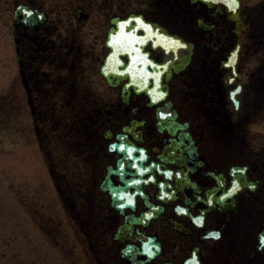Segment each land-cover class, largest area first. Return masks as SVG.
Returning a JSON list of instances; mask_svg holds the SVG:
<instances>
[{
  "label": "flooded vegetation",
  "instance_id": "1",
  "mask_svg": "<svg viewBox=\"0 0 264 264\" xmlns=\"http://www.w3.org/2000/svg\"><path fill=\"white\" fill-rule=\"evenodd\" d=\"M169 1L0 0L20 84L2 139L26 110L32 144L60 141L53 188L92 264H264V153L243 140L264 116V0ZM51 106L75 114L44 131Z\"/></svg>",
  "mask_w": 264,
  "mask_h": 264
},
{
  "label": "rangeland",
  "instance_id": "2",
  "mask_svg": "<svg viewBox=\"0 0 264 264\" xmlns=\"http://www.w3.org/2000/svg\"><path fill=\"white\" fill-rule=\"evenodd\" d=\"M130 1L135 7L140 5V1L144 2ZM245 1L253 5L258 0ZM12 23L13 15L8 11L5 56L8 74H0V97L8 94L9 98H16L20 84L18 74H15L18 67ZM1 34L0 30V37ZM2 60L0 46V69ZM53 102L50 100V103ZM46 112L48 117L42 124L44 131L48 130L53 120H71L72 114H75V111H71L66 116L65 109L59 110L55 106ZM254 113L251 122L245 126L247 130L243 140L252 152L263 154L264 116L257 114V111ZM30 123V116L24 110L22 117L13 118L12 121L9 119L6 139H2L0 132V188L5 184L9 190L6 203L0 196V264H92L89 250L98 249L99 246L94 240L93 244H89L84 231L77 227L78 221L71 222L67 218V212L53 188L51 170L53 174H60L64 166L61 164V153L54 149V145L58 147L60 141L51 137L45 143L40 142L38 149L36 142L33 145L31 141L33 132ZM47 150L53 151L54 155ZM11 191L16 192L22 201L17 204L10 195ZM36 191L38 194L33 197Z\"/></svg>",
  "mask_w": 264,
  "mask_h": 264
},
{
  "label": "water",
  "instance_id": "3",
  "mask_svg": "<svg viewBox=\"0 0 264 264\" xmlns=\"http://www.w3.org/2000/svg\"><path fill=\"white\" fill-rule=\"evenodd\" d=\"M20 11H22L23 12V14L25 13V12H27V10L26 9H22V8H17V10H16V15H15V19H16V23L18 22V18H19V16L21 15V12ZM136 16H134V15H131L130 17H129V19H127L126 21H128V20H130V19H134ZM126 21H123V22H126ZM117 22V20H115V23ZM127 28V27H126ZM125 28V29H126ZM170 38V37H169ZM112 59V55L111 56H109L108 58H107V62L108 61H110ZM23 75V77H24V84L25 85H27L26 84V79H25V76H24V74H22Z\"/></svg>",
  "mask_w": 264,
  "mask_h": 264
},
{
  "label": "snow or ice",
  "instance_id": "4",
  "mask_svg": "<svg viewBox=\"0 0 264 264\" xmlns=\"http://www.w3.org/2000/svg\"><path fill=\"white\" fill-rule=\"evenodd\" d=\"M233 2H235V0H233ZM120 27H121V28H123V27H124V25H120ZM145 28L147 29V28H148V26H145ZM236 187H238V185H237ZM234 190H235V189H234ZM213 235H217V236H218V234H213Z\"/></svg>",
  "mask_w": 264,
  "mask_h": 264
}]
</instances>
